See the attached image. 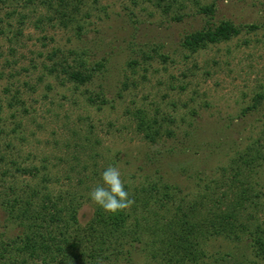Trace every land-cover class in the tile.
I'll return each mask as SVG.
<instances>
[{
    "label": "rangeland",
    "instance_id": "obj_1",
    "mask_svg": "<svg viewBox=\"0 0 264 264\" xmlns=\"http://www.w3.org/2000/svg\"><path fill=\"white\" fill-rule=\"evenodd\" d=\"M0 1H5L0 2V152L21 166L40 169L31 184L41 186L39 190L50 197L73 192L81 202L78 216L84 224L96 206L88 193L101 183L100 174L109 165L119 169L130 191L140 182L148 183L147 176L156 180V168L145 166L148 153L162 163L159 175L165 182L177 184L182 196L198 199L208 186L207 191L214 190L207 193L210 196L206 200L214 201L225 192L222 170L228 174L235 152L249 146L260 157L250 170L249 166L241 169L242 178L252 181L255 203L244 213L253 223L264 221V97L259 112L237 118L254 95L264 94V0H84L89 12L85 36L101 45L108 60L107 74L95 80L96 84L107 85L108 97H114L104 107L89 105L85 100L86 89L95 88L93 85H60L46 68L52 49L70 45L72 26L65 28L58 18L48 17L49 11L38 3L42 0ZM158 1L160 6H155ZM168 1L176 2L165 15L161 7ZM211 2L216 6V20L263 23V27L255 32L243 31L228 42L193 55L184 53L179 41L200 29L206 19L198 14V5ZM11 10L15 13L6 18ZM177 15L182 16L179 22L168 20ZM151 44L169 58L163 62L156 55L148 64L130 67L128 61L138 56V48L148 51ZM180 86L186 90L181 92ZM190 107L197 111L196 117L190 115ZM140 108L150 116L158 111V118H175V125L169 128H175L178 138L191 123L196 128L191 145L198 153H165V147L175 143L169 138L154 144L146 142L135 131L132 117ZM230 120H234L232 124ZM181 165L191 172L198 170L200 179L180 176ZM3 209L0 238L7 239L14 235L16 226L11 225ZM152 212L139 209L135 218L145 223L153 218ZM135 218L131 216L132 224ZM220 243L209 240L208 253L219 251ZM133 251L132 261L123 264H162L160 257H153L150 247L147 253L139 247Z\"/></svg>",
    "mask_w": 264,
    "mask_h": 264
},
{
    "label": "trees",
    "instance_id": "obj_2",
    "mask_svg": "<svg viewBox=\"0 0 264 264\" xmlns=\"http://www.w3.org/2000/svg\"><path fill=\"white\" fill-rule=\"evenodd\" d=\"M172 2L176 1H168L161 7L163 14L169 15ZM38 3L49 11L48 17L58 18L64 27L72 26L74 30V38L69 39L70 45L66 49L51 50L46 61L48 72L60 85L69 84L73 88L93 85L95 88L86 89L85 100L89 105L106 106L114 97H108L107 85L96 84L95 80L97 82L107 74L108 60L101 45L85 36L84 25L89 12L85 10L84 0H42ZM155 6H160V1ZM197 12L206 16L203 26L185 34L179 41L180 50L190 55L228 42L243 31L255 32L263 27V23L236 24L229 19L216 20L214 2L199 4ZM14 13L15 10H11L5 16L9 18ZM181 19L182 16L177 15L168 20L179 22ZM148 48L143 51L139 47L138 56L131 58L128 65L148 64L156 55L163 62L169 58V54L156 52L158 48L152 44ZM184 58H188L187 54ZM179 90L184 92L186 88L180 86ZM263 97L261 93L254 95L237 118L259 112L263 108ZM184 107L188 108L186 104ZM189 111L192 117L197 116L192 107ZM132 117L136 121L135 131L146 142L154 144L168 138L175 142L165 147V153L173 155L188 150L193 151V155L198 153L195 145H191L196 135V128H192L191 123L178 138L175 128H169L176 123L171 116L158 118V111L150 116L140 108L133 111ZM233 121L230 120V124ZM257 154H253L249 146L235 152L229 173L225 174L226 169L221 173L220 179L226 183L225 192L213 201L206 200L210 196L207 193L214 190L207 191L208 186L198 199L182 196L177 184L173 186L159 175L158 166L162 163L147 153L145 166L156 168V180L147 176L148 183L140 182L130 191L128 188L133 201L129 208L111 214L96 205L91 219L82 224L78 216L81 202L73 192L51 197L42 193L41 186L31 184L40 173L38 167L21 166L0 152V209L4 208L11 225L16 226L11 238H0V264H123L132 261L136 247L144 248L145 253L150 247L153 257H160L162 264H264V221L253 223V219L245 215L255 203L252 181L242 178L241 172L242 168L249 166L250 170L255 165L260 157ZM197 171L192 169L191 172L189 167L182 165L178 169L180 176L200 179ZM152 205L160 209L155 210ZM142 208L153 210V218L149 217L145 223L143 219L135 218ZM131 216L136 219L133 224ZM215 239L222 247L208 253V242Z\"/></svg>",
    "mask_w": 264,
    "mask_h": 264
},
{
    "label": "clouds",
    "instance_id": "obj_3",
    "mask_svg": "<svg viewBox=\"0 0 264 264\" xmlns=\"http://www.w3.org/2000/svg\"><path fill=\"white\" fill-rule=\"evenodd\" d=\"M101 183L88 193L92 202L107 213L115 214L129 208L133 201L114 165L107 166L100 174Z\"/></svg>",
    "mask_w": 264,
    "mask_h": 264
}]
</instances>
